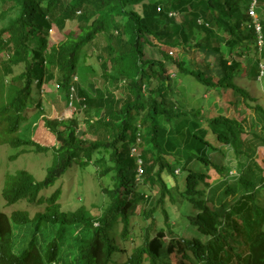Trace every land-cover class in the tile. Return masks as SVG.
<instances>
[{
  "label": "trees",
  "instance_id": "1",
  "mask_svg": "<svg viewBox=\"0 0 264 264\" xmlns=\"http://www.w3.org/2000/svg\"><path fill=\"white\" fill-rule=\"evenodd\" d=\"M252 3L0 0V144L51 150L52 156L41 181L25 170L6 174L3 199L23 207L0 210V264H264L256 182L263 178L254 160L256 142L264 138L251 132L247 143L245 117L225 114L226 106L212 116L186 109L183 89L170 77L175 67L187 89L231 95L225 103L239 116L251 110L264 120V108L244 84L264 82V0H255L259 34L248 14ZM68 21L75 25L65 38L49 45L50 33L62 32ZM90 46L97 47L100 72L88 76ZM52 82L64 91L73 87V105L91 107L98 117L83 122L81 135L75 121L61 123L59 145L48 148L34 140L26 110L33 89ZM42 113L38 101L32 115L41 120ZM209 134L235 155L234 169L211 162V150H225L214 147ZM194 161L209 170H191ZM88 166L103 196L100 214L63 211V180ZM210 170L222 175L214 184ZM28 207L42 210L31 217ZM24 226L30 238L20 248L15 231ZM66 243L71 255L65 260Z\"/></svg>",
  "mask_w": 264,
  "mask_h": 264
},
{
  "label": "rangeland",
  "instance_id": "2",
  "mask_svg": "<svg viewBox=\"0 0 264 264\" xmlns=\"http://www.w3.org/2000/svg\"><path fill=\"white\" fill-rule=\"evenodd\" d=\"M138 11H141L140 7H137ZM182 16L178 15L177 20L181 21ZM189 16L185 15L184 19H188ZM255 18H259L257 12H255ZM253 19V18H252ZM75 25L74 21H68L66 23V27L62 32L52 31L49 36V45L57 43L63 40L64 32L67 29L72 28ZM1 27V21H0ZM102 44V43H101ZM147 51H149L147 49ZM87 52V60L85 61V68L83 72L88 76L92 74H98L100 72L99 62L96 59V54L98 53L96 46H90L86 48ZM156 57H160V54H156ZM203 59V58H202ZM212 62V61H211ZM213 64V62H212ZM175 67H173V71H170V77L172 78L175 87L183 89L182 95L184 96L185 108L192 109L200 107L206 116H212L218 114L219 109L222 107L229 108V110L225 113L224 111L220 113H225L227 115L234 113L237 115L238 119H245V129L247 131L246 140L247 143L251 142L254 137L251 132L257 136H261L264 138V120L256 115L251 110H247L246 113H242L240 116L236 110H234L233 106H228L225 101L230 98L231 95L227 96L226 94L223 96H219L216 94L214 89H206L204 86L200 87L197 91L195 87H191V89L186 88V84L183 82L179 83L180 80L175 76ZM76 80V77H74ZM216 79L214 80V82ZM99 81V86L102 84ZM53 83V84H52ZM44 86L43 90L33 89L32 94L34 97V102H32V106H30L26 111V115L28 116V125H31L32 128H35L34 140L40 144L42 147L51 148L53 146H58V142L56 140L55 133L57 131L64 130L63 126L60 125L63 122H67L72 124H76V130L79 135H81L82 130L84 129L83 122L86 119H96L98 116L96 115L93 108H88L85 106L70 108V100L71 95L73 93L72 88L70 87L68 90L64 91L62 88L57 87V83L52 82ZM240 84V82H238ZM247 85L250 92L257 97L258 103L262 105L264 108V82L254 83L253 81L244 83ZM243 86V85H241ZM195 88V89H194ZM223 92H226L223 90ZM223 94V93H222ZM40 102L42 107V118L38 120L37 116L32 115L36 110V102ZM236 111L237 113L233 112ZM240 112V108H239ZM160 123L163 122L162 117L159 118ZM206 127V125H204ZM250 132V133H248ZM33 137V136H32ZM84 138L90 140L92 138L91 135L86 134ZM207 139L210 143L213 144L216 148H222L225 150V154L211 150L210 151V160L213 164L221 166L222 164H228L230 167L234 169L235 163L237 161L235 155L230 152L229 147L223 146L220 143L216 142V139L213 135L209 134ZM256 155L255 162L259 166V169H256L259 177L263 178V182L261 178L256 180L258 184L257 190V201L260 206L264 208V140H260L256 142ZM16 157L14 159H10V156ZM51 150H48L45 153H39L35 151L34 147H23L21 149L13 150L7 144H0V210L4 211L7 214H10L13 210L18 207H23L22 204L19 205H7L6 201L2 197V189L5 185L6 174L14 175L17 171L25 170L33 175L36 181L43 180L46 169L51 163ZM189 168L193 171L198 172H207L208 168L201 165L200 163L194 161L189 165ZM177 172V171H176ZM235 173V170H233ZM177 177L180 176V173H176ZM211 178L209 182L211 184L216 183L222 178V175H218L214 170H210ZM184 177L179 179V182H183ZM59 185V184H58ZM174 185V183H172ZM183 186V185H182ZM62 195L59 198V203L61 204V209L63 211H73L80 207L85 208L90 211L93 215L100 214V206L102 205L103 196L101 195L100 187L98 186V182L96 179V174L94 168L92 166H88L86 168L80 169L76 168L71 174L66 175L65 179L62 182ZM210 207L213 204H209ZM30 216L32 217L35 212L38 210H42L40 207H28ZM139 225H145L144 221H140ZM162 222H160L161 224ZM187 225V223H186ZM189 227V225H188ZM31 230L33 229V225L30 226ZM121 226H119L118 230H120ZM194 232V229L191 230ZM15 236H17L15 243L17 244L19 241L20 248H25L28 245V240L30 238V229L27 226L20 227L17 229ZM182 233L185 231H181ZM18 240V241H17ZM42 245L46 244L45 240L40 238ZM140 238L135 239V243H138ZM62 247V256L65 258H69L71 255L69 249L71 247H67V243ZM175 259V258H174ZM195 262V260H193ZM67 262V261H66Z\"/></svg>",
  "mask_w": 264,
  "mask_h": 264
},
{
  "label": "built area",
  "instance_id": "3",
  "mask_svg": "<svg viewBox=\"0 0 264 264\" xmlns=\"http://www.w3.org/2000/svg\"><path fill=\"white\" fill-rule=\"evenodd\" d=\"M255 0H253V3L251 4V6L249 7L248 9V14L251 18H253V26L255 27V30L256 32L259 34L261 29H260V25H259V22L257 20V18H255ZM260 40H261V37H260ZM259 40V43L261 45V41ZM72 95H71V100H70V108H73V101L75 99V91H74V88H72ZM75 108V107H74Z\"/></svg>",
  "mask_w": 264,
  "mask_h": 264
},
{
  "label": "clouds",
  "instance_id": "4",
  "mask_svg": "<svg viewBox=\"0 0 264 264\" xmlns=\"http://www.w3.org/2000/svg\"><path fill=\"white\" fill-rule=\"evenodd\" d=\"M75 99H76V98H75ZM75 99H74V100H75ZM73 106H74V105H73ZM74 107H75V106H74ZM75 108H76V107H75Z\"/></svg>",
  "mask_w": 264,
  "mask_h": 264
}]
</instances>
